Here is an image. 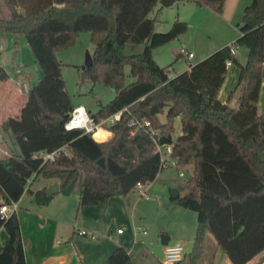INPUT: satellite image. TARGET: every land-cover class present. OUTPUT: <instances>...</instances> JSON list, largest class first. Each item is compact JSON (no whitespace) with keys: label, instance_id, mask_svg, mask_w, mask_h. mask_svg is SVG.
<instances>
[{"label":"trees","instance_id":"16d2710c","mask_svg":"<svg viewBox=\"0 0 264 264\" xmlns=\"http://www.w3.org/2000/svg\"><path fill=\"white\" fill-rule=\"evenodd\" d=\"M8 18L0 32L22 35L41 76L24 90L15 116L0 123V141L9 156L0 160V204L30 194L46 204L52 194L28 187L38 177L54 179L59 192L76 191L77 207L93 206L125 196L136 182L148 184L161 169L154 143L143 130L129 136L130 119L149 120L161 145L170 144L175 166L192 165L184 193L171 199L195 213L190 251L182 259L199 264L210 234L230 264H245L264 250V112L257 101L264 83V0H249L238 36L173 77L157 65L152 50L177 38L185 22L174 20L166 32H154L148 13L158 0H1ZM220 14L225 0H191ZM88 32L92 63L79 70L81 80L113 89V97L90 113L95 121L121 111L104 129L110 139L95 141L81 129L64 130L74 105L64 88L55 53ZM142 44L139 53L123 54L126 46ZM230 45L247 49L244 64L235 61ZM179 57V56H177ZM237 66L235 84L221 102L218 93L226 63ZM133 78L125 84L123 67ZM8 78L0 67V81ZM234 98V106H230ZM163 114L164 121L158 115ZM179 134L173 138V121ZM106 132L93 137L100 140ZM55 151L51 160L33 158ZM6 240L0 244V264H25L15 212L0 217ZM264 263V255L257 263ZM100 264H135L117 246Z\"/></svg>","mask_w":264,"mask_h":264},{"label":"rangeland","instance_id":"374dc122","mask_svg":"<svg viewBox=\"0 0 264 264\" xmlns=\"http://www.w3.org/2000/svg\"><path fill=\"white\" fill-rule=\"evenodd\" d=\"M248 3L249 0H242L240 9L238 8L232 19L227 21L224 17L222 18V16L211 12L205 7L196 6L191 0H174L168 7H164L157 2L148 13V17L154 21V32H166L175 19L186 24L185 31L177 38L153 50L157 65L167 67V71L178 74L186 69L188 64L196 62L202 52H212L222 47L225 42L232 43L238 36V25L243 9ZM0 18H8V12L1 0ZM187 45L191 47L192 54H194L189 62H186L182 57H177L178 48L184 47L188 50ZM93 48L89 33L82 31L77 34L72 44L57 50L55 53L61 64V78L71 103L82 105L89 113H95L99 106L107 103L114 95L113 89L100 83H92L85 79L81 80L79 77L84 55L85 53L91 55ZM142 48V44L126 46L123 49V54L139 53ZM246 55L247 49L245 47L235 46L234 58L238 64H244ZM229 63V68L231 66L237 67L236 64ZM0 67L8 76L5 83L10 85L16 93V95H12V99H14L13 108L17 107L20 99L23 98L21 93L24 92L27 85L37 80V76H40L33 55L22 35L0 32ZM123 71L125 84L130 83L133 78L129 76L127 65L123 67ZM19 72L26 73L28 77L23 78ZM227 82L231 83L232 88L235 84V78L233 79L232 76V80L229 78ZM260 90L259 95H262L264 84H262ZM261 98L262 96H260ZM229 105L234 106L233 99H231ZM158 119L161 122L164 121L163 114L158 115ZM173 126L172 137L175 138L180 132L178 118L174 119ZM260 156L264 161V152ZM166 157V163L153 179L150 191H144V195L140 196L146 200H142L132 212L135 237L138 241L143 240L142 243L149 248L151 253H147L148 257L145 255L144 257H146V260L150 259L155 262L157 261L156 258L159 261L162 258L163 246L160 244V232L172 233L176 219L178 220V214L175 211H184L183 208L169 200V194L172 189H176L178 195H182L184 193V182L192 173L191 164L175 166L174 160L169 154ZM35 187L36 184L34 183L32 188ZM135 196L140 198L138 194H135ZM186 211L194 215V212ZM142 229L145 230L144 234L141 233ZM169 243L173 244L174 242L171 239ZM178 244L181 245L182 253L190 251V244L186 240H181Z\"/></svg>","mask_w":264,"mask_h":264},{"label":"crops","instance_id":"0c3cea01","mask_svg":"<svg viewBox=\"0 0 264 264\" xmlns=\"http://www.w3.org/2000/svg\"><path fill=\"white\" fill-rule=\"evenodd\" d=\"M241 2L242 0H225L221 13L217 15L230 21L238 8L240 9ZM227 44L228 42H225L223 46ZM190 48L188 46V51L192 52ZM153 50L152 57L156 62ZM209 53L211 52H202L196 62ZM229 64V62L226 63V76L218 93L221 102L226 100L228 92L232 89L231 83L227 81L229 78L232 80V76L233 79L236 78L237 67L231 66L229 68ZM228 68L230 69L229 72ZM19 73L22 74L23 78L28 77L26 73ZM40 76H37V79ZM5 82L0 81V123L8 117L17 115L25 98L24 94L21 93L23 98L20 99L17 107L13 108L14 99H12V95H16V93ZM260 93L261 90H259ZM260 96H262L261 99ZM263 112L264 91H262V95H258L257 101V113ZM102 130L106 132L105 137L100 140L93 137L95 141L100 142L111 138L110 131ZM8 156L9 150L6 143L0 141V160H5ZM34 183L36 187L32 188ZM53 183L58 184L54 179L38 177L28 189L31 191L45 189ZM152 184L153 181L144 185L145 192L150 191ZM135 194L137 193L133 189L125 196L110 197L97 205L77 207L76 191L69 195H63L59 192V185L58 190L52 193L50 200L44 205L36 203L30 194L23 193L19 197L15 215L18 221L25 264H100L117 246L126 250L135 264H162L161 260L159 261L156 257V262L150 259V261L146 260L147 253L151 254L150 250L142 243L143 240L138 241L135 237L132 212L142 200H146L139 195L140 198L136 197ZM169 200H171L170 196ZM183 210L175 211L178 214V220L176 219L172 233L160 232V244L163 247L169 245L172 239L174 243L186 240L191 248L196 225L195 213L192 215L186 211L188 209L183 208ZM116 229H121V232L116 233ZM79 230L90 233L92 237L79 235ZM142 230L145 233V230ZM5 240L6 233L3 228H0V244H3ZM185 254L187 253H183V256ZM263 255L264 250L245 264H255ZM175 264L189 263L186 259H181ZM199 264H230L226 256L217 248L210 234H207L204 239L203 256Z\"/></svg>","mask_w":264,"mask_h":264},{"label":"built area","instance_id":"2783aa9c","mask_svg":"<svg viewBox=\"0 0 264 264\" xmlns=\"http://www.w3.org/2000/svg\"><path fill=\"white\" fill-rule=\"evenodd\" d=\"M234 48H235L234 45H230L229 48L230 54H234ZM177 56L182 57L186 61H189L192 58L193 54L191 51H188L184 47H179ZM167 76L168 78H171L174 76V73L168 72ZM81 106L82 105H74V107L71 109L67 120L63 124L64 130L81 129L83 133H88L93 137V134L95 133L98 127L104 129L105 126L112 125L118 119L121 113V111H117L107 118H103V119H99L98 121H95L87 110L83 114L77 111V109H79ZM77 122H79L78 126H76ZM127 127H129V136H132L139 129H143L148 134V136L152 139L154 143V151L159 156V167L162 168L166 163V159H167L166 155L169 154L171 145L170 144L161 145L157 143V140L154 136L156 135V131L151 127L149 120L145 118L130 119L127 122ZM54 155H55V151H51L46 153H37L34 154L32 157L40 158L42 161H45V160H51ZM144 185L145 184L139 182H136L134 184L133 189L136 191V193L139 196L144 195V191H145ZM18 200L19 198L17 200L10 201L8 204L5 203L0 204V217H6L11 213L15 212L18 207ZM120 232L121 229H116V233H120ZM142 233H144L143 230ZM78 234L92 237L90 233H87L84 230H79ZM181 251H182L181 245H179L178 243L165 245L163 247L161 263L175 264L179 262L183 257V253ZM177 256H179L180 258L178 260L174 259Z\"/></svg>","mask_w":264,"mask_h":264},{"label":"water","instance_id":"95a60500","mask_svg":"<svg viewBox=\"0 0 264 264\" xmlns=\"http://www.w3.org/2000/svg\"><path fill=\"white\" fill-rule=\"evenodd\" d=\"M173 1L174 0H158L159 4L164 6V7L170 6ZM91 63H92L91 56L88 53H85L82 68L90 66ZM57 190H58V184L53 183V184H51L45 188V193L47 195H50V194L56 192ZM177 195H178V192L176 189H172V191L169 194L171 199L176 198Z\"/></svg>","mask_w":264,"mask_h":264},{"label":"clouds","instance_id":"9594fccd","mask_svg":"<svg viewBox=\"0 0 264 264\" xmlns=\"http://www.w3.org/2000/svg\"><path fill=\"white\" fill-rule=\"evenodd\" d=\"M77 111L78 112H80V113H85L86 112V109L83 107V106H81L79 109H77ZM79 125V122H77V125L76 126H78ZM180 257L179 256H177V257H175L174 259H179Z\"/></svg>","mask_w":264,"mask_h":264},{"label":"bare ground","instance_id":"6f19581e","mask_svg":"<svg viewBox=\"0 0 264 264\" xmlns=\"http://www.w3.org/2000/svg\"><path fill=\"white\" fill-rule=\"evenodd\" d=\"M99 130H102V129L98 127V128L96 129L95 133L98 132ZM95 133H94V134H95ZM94 134H93V135H94Z\"/></svg>","mask_w":264,"mask_h":264}]
</instances>
